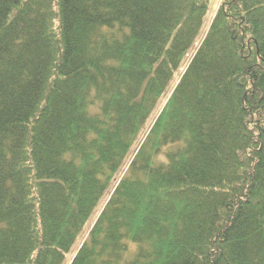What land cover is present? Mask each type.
Listing matches in <instances>:
<instances>
[{"label": "trees", "instance_id": "16d2710c", "mask_svg": "<svg viewBox=\"0 0 264 264\" xmlns=\"http://www.w3.org/2000/svg\"><path fill=\"white\" fill-rule=\"evenodd\" d=\"M0 264H264V0H0Z\"/></svg>", "mask_w": 264, "mask_h": 264}, {"label": "rangeland", "instance_id": "374dc122", "mask_svg": "<svg viewBox=\"0 0 264 264\" xmlns=\"http://www.w3.org/2000/svg\"><path fill=\"white\" fill-rule=\"evenodd\" d=\"M213 6L214 7L212 8L209 16L206 19V23H205L204 29L202 31V36L205 35V33L207 32V30L209 29V27L211 25V22L213 20V17L215 15V11H216L217 5L214 4ZM200 40L197 41L195 47H197L200 44ZM190 58H191V54H189V56L186 58V60L188 61V60H190ZM183 72H184V68L180 69V72H179L178 76L176 77V81L174 82V85L173 86H175L179 82V80L181 79V76H182ZM154 120L155 119H152L151 124L154 122ZM86 233H87V230L85 231L83 237L80 240H78V243L76 244V246L74 247V249L71 251V253L68 255V258L70 259V260L68 259V262L71 263V261L74 259L75 253L77 252L78 248L82 244V242L84 240V237L86 236Z\"/></svg>", "mask_w": 264, "mask_h": 264}]
</instances>
